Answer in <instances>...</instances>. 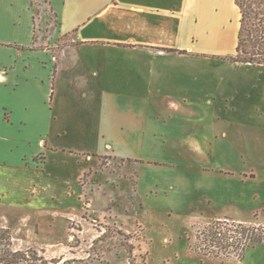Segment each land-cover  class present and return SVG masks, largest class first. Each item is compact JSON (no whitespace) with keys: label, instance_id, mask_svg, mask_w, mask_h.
Listing matches in <instances>:
<instances>
[{"label":"rangeland","instance_id":"obj_1","mask_svg":"<svg viewBox=\"0 0 264 264\" xmlns=\"http://www.w3.org/2000/svg\"><path fill=\"white\" fill-rule=\"evenodd\" d=\"M32 3L47 11L43 28L53 26L48 0ZM17 10L0 0L3 42L28 39L27 24L21 32L16 25ZM70 38L48 45L54 62ZM0 60H10L7 51H0ZM46 90L34 93L29 115L17 97L0 95L27 124L19 132L0 120V145L20 155L0 164V228L10 231L15 249L35 250L48 264H264V243H247L242 251L233 241L227 247L226 227L214 243L210 230L225 217L264 227V119L240 125L245 140L237 144L232 124L194 102L179 101L177 111L169 99L131 104L119 93L117 108L140 111L159 134L134 136L121 126L111 139L114 150L82 152L102 135L85 131L75 103L63 95L49 106ZM41 138L53 149L44 151ZM25 154L26 168L17 159ZM251 171L256 178L244 181L241 175Z\"/></svg>","mask_w":264,"mask_h":264},{"label":"crops","instance_id":"obj_2","mask_svg":"<svg viewBox=\"0 0 264 264\" xmlns=\"http://www.w3.org/2000/svg\"><path fill=\"white\" fill-rule=\"evenodd\" d=\"M9 1L18 7L19 32L27 24L28 39L0 40V51H7L10 59L0 60V95L17 97L24 115L30 114L34 93L38 97L46 86L49 106L54 100L58 104L61 95L73 107L75 103L85 131L102 135L101 143L90 139L82 152L113 149L111 139L121 126L134 136L159 134L140 111L117 108L119 93L131 104L134 99L144 105L169 99L177 111L179 101L194 102L209 116L232 124L237 144L245 140L240 125L253 127V121L264 119V66L229 60L236 55L240 29L236 0H48L55 21L45 28V9H36L32 0ZM67 36L70 41L54 62L48 45ZM229 39L231 50L226 48ZM78 87L86 89L85 95ZM18 112L0 103L1 122L21 132L27 124ZM40 145L44 151L52 148L43 138ZM8 150L0 145V164L20 156ZM29 158L17 157L18 163L26 168ZM241 176L244 181L256 178L254 171Z\"/></svg>","mask_w":264,"mask_h":264},{"label":"trees","instance_id":"obj_3","mask_svg":"<svg viewBox=\"0 0 264 264\" xmlns=\"http://www.w3.org/2000/svg\"><path fill=\"white\" fill-rule=\"evenodd\" d=\"M236 3L241 13L240 29L236 55L229 60L264 66V0H236ZM221 226L226 227L222 239L226 240L227 247H230L233 241V245L238 244L236 246L245 251L247 243H264V227L247 226L246 223L235 225L234 221L229 219L216 221L210 227V230H213V243L221 234L217 231ZM227 226L233 230H227ZM229 232L238 233L240 236ZM0 264H48V261L35 250L15 249L10 231L0 228Z\"/></svg>","mask_w":264,"mask_h":264}]
</instances>
